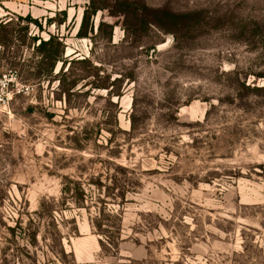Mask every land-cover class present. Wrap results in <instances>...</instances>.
<instances>
[{
  "label": "rangeland",
  "instance_id": "374dc122",
  "mask_svg": "<svg viewBox=\"0 0 264 264\" xmlns=\"http://www.w3.org/2000/svg\"><path fill=\"white\" fill-rule=\"evenodd\" d=\"M9 70L0 264H264V0H0Z\"/></svg>",
  "mask_w": 264,
  "mask_h": 264
},
{
  "label": "built area",
  "instance_id": "2783aa9c",
  "mask_svg": "<svg viewBox=\"0 0 264 264\" xmlns=\"http://www.w3.org/2000/svg\"><path fill=\"white\" fill-rule=\"evenodd\" d=\"M34 86L23 83L15 70L0 72V108H6L19 96H30Z\"/></svg>",
  "mask_w": 264,
  "mask_h": 264
},
{
  "label": "trees",
  "instance_id": "16d2710c",
  "mask_svg": "<svg viewBox=\"0 0 264 264\" xmlns=\"http://www.w3.org/2000/svg\"><path fill=\"white\" fill-rule=\"evenodd\" d=\"M94 5V4H93ZM94 8V7H93ZM102 9H106L104 6H101V8H95L94 9V12H97L98 10H102ZM86 14H87V10L85 11V14H84V17L86 16ZM84 17H83V19H84ZM26 21H29L30 23H34L35 25H37L38 26V21L37 20H34V19H32L31 17H29V16H27L26 18H24ZM9 23V22H8ZM49 23H51V20H49ZM66 23V21H64V23H62V24H65ZM83 23V25L81 26V29L79 30V33H80V31H82L83 30V26H84V21L82 22ZM54 38L55 37H53L52 35L50 36V39H48V40H41V42H40V45H39V47H41V49H44V48H46L47 46H49V45H51L52 44V42H53V40H54ZM59 56H57V53H55V52H48L47 54H46V58L47 59H50V60H52L53 62H55L56 60H57V58H58ZM83 62H87V60H83ZM115 121H116V124L118 123V121H117V119H115ZM131 128H132V130L133 131H135V121H134V118H131ZM64 190V193H66V192H68L69 190L67 189V188H64L63 189ZM79 196L80 197H83V196H85V192H84V190L83 189H81L80 188V191H79ZM44 209V208H43ZM99 231L101 232V233H103V231L101 230V229H99Z\"/></svg>",
  "mask_w": 264,
  "mask_h": 264
},
{
  "label": "crops",
  "instance_id": "0c3cea01",
  "mask_svg": "<svg viewBox=\"0 0 264 264\" xmlns=\"http://www.w3.org/2000/svg\"><path fill=\"white\" fill-rule=\"evenodd\" d=\"M39 18H41V16Z\"/></svg>",
  "mask_w": 264,
  "mask_h": 264
}]
</instances>
